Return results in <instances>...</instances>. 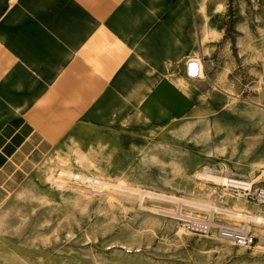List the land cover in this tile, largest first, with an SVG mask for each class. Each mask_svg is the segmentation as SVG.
<instances>
[{
  "label": "rangeland",
  "instance_id": "374dc122",
  "mask_svg": "<svg viewBox=\"0 0 264 264\" xmlns=\"http://www.w3.org/2000/svg\"><path fill=\"white\" fill-rule=\"evenodd\" d=\"M200 2L190 55L166 74L175 97L163 88V105L119 124L81 122L32 157L0 203V264H264V205L199 177L264 186V0ZM217 207L229 208L219 220L255 235L249 248L187 233L177 219Z\"/></svg>",
  "mask_w": 264,
  "mask_h": 264
},
{
  "label": "crops",
  "instance_id": "0c3cea01",
  "mask_svg": "<svg viewBox=\"0 0 264 264\" xmlns=\"http://www.w3.org/2000/svg\"><path fill=\"white\" fill-rule=\"evenodd\" d=\"M200 0H0V203L77 124L161 104ZM171 99V97H170Z\"/></svg>",
  "mask_w": 264,
  "mask_h": 264
},
{
  "label": "built area",
  "instance_id": "2783aa9c",
  "mask_svg": "<svg viewBox=\"0 0 264 264\" xmlns=\"http://www.w3.org/2000/svg\"><path fill=\"white\" fill-rule=\"evenodd\" d=\"M234 179V178H231ZM245 182H249V187L237 188L228 185H222L227 190L233 191L235 195H238L255 206L264 205V186L255 185L253 181L247 178L241 179ZM214 197H220V194L216 192ZM219 210L207 209L203 214H184L179 211L177 219L183 230L187 233L203 236L214 235L218 239L229 242L236 247L249 248L255 240V235L246 227L225 223L217 218V215L227 214L224 210L229 209L226 207Z\"/></svg>",
  "mask_w": 264,
  "mask_h": 264
},
{
  "label": "bare ground",
  "instance_id": "6f19581e",
  "mask_svg": "<svg viewBox=\"0 0 264 264\" xmlns=\"http://www.w3.org/2000/svg\"><path fill=\"white\" fill-rule=\"evenodd\" d=\"M196 65H193V69H194V73L193 74L196 73ZM200 73H201V71H200V67H199L198 68V77L201 76ZM262 174L264 175V170L262 171ZM199 177H203L205 180H207L209 182H212V183L228 185V186H233V187H237V188L249 187V184H250L249 182L230 180V178L228 179V178H225V177L209 175V174H202V175H199ZM74 178L77 179V180H82L84 182H88V183L92 184V186L93 185H99V186L102 187V186L107 185V184L110 185V183L106 184L104 182H101L98 179L91 178V177H86V176L73 175V179ZM118 187H120L122 190L125 189V190H133L134 192L135 191L139 192L138 189H136V190L135 189H130V188H127L126 186L120 185V184L118 185ZM153 198H156V197H153ZM228 214H231V213H228ZM231 215L235 216L238 219H243V220H245L247 222H249V221H255V222H258V223L263 222V219L262 218H258V217L252 218V217H247V216H244L242 214H237V213H232Z\"/></svg>",
  "mask_w": 264,
  "mask_h": 264
}]
</instances>
